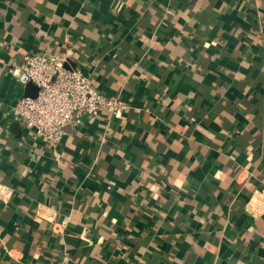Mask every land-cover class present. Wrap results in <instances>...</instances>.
<instances>
[{"label": "crops", "instance_id": "obj_1", "mask_svg": "<svg viewBox=\"0 0 264 264\" xmlns=\"http://www.w3.org/2000/svg\"><path fill=\"white\" fill-rule=\"evenodd\" d=\"M34 52L127 110L34 144ZM62 260L264 264V0H0V264Z\"/></svg>", "mask_w": 264, "mask_h": 264}, {"label": "built area", "instance_id": "obj_2", "mask_svg": "<svg viewBox=\"0 0 264 264\" xmlns=\"http://www.w3.org/2000/svg\"><path fill=\"white\" fill-rule=\"evenodd\" d=\"M68 52L50 54L27 53L20 64H12L9 73L24 88L37 89L34 97L21 95L10 108V119L17 122L32 142L42 141L55 152L64 127L73 128L81 117L100 114L121 116L128 105L118 98L101 94L89 76L72 66ZM28 142L21 138L19 145ZM64 223L54 226L60 232ZM58 264H68L65 260Z\"/></svg>", "mask_w": 264, "mask_h": 264}, {"label": "water", "instance_id": "obj_3", "mask_svg": "<svg viewBox=\"0 0 264 264\" xmlns=\"http://www.w3.org/2000/svg\"><path fill=\"white\" fill-rule=\"evenodd\" d=\"M36 91H37V89L33 88L32 85L28 84L25 86V94L24 95L34 97L36 94ZM67 128H69V127L68 126L64 127L63 131L67 132Z\"/></svg>", "mask_w": 264, "mask_h": 264}]
</instances>
